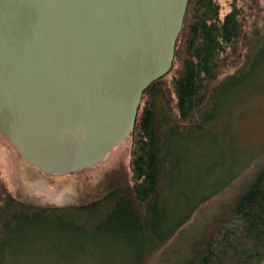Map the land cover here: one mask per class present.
<instances>
[{"label":"trees","instance_id":"1","mask_svg":"<svg viewBox=\"0 0 264 264\" xmlns=\"http://www.w3.org/2000/svg\"><path fill=\"white\" fill-rule=\"evenodd\" d=\"M242 4L220 16L217 0H187L170 70L143 90L127 134L129 172L114 174L102 194L37 204L15 196L0 176V258L42 249L49 264L151 260L215 192L191 169L208 151L199 145L213 137L205 126L219 100L240 86L231 79L258 69L264 77V16L258 0ZM183 257L181 264H264V160L191 237Z\"/></svg>","mask_w":264,"mask_h":264},{"label":"water","instance_id":"2","mask_svg":"<svg viewBox=\"0 0 264 264\" xmlns=\"http://www.w3.org/2000/svg\"><path fill=\"white\" fill-rule=\"evenodd\" d=\"M187 0H0V131L43 173L92 167L171 67Z\"/></svg>","mask_w":264,"mask_h":264},{"label":"rangeland","instance_id":"3","mask_svg":"<svg viewBox=\"0 0 264 264\" xmlns=\"http://www.w3.org/2000/svg\"><path fill=\"white\" fill-rule=\"evenodd\" d=\"M217 1L220 16H223L234 2L238 6L243 3L242 6L246 7L250 0ZM257 6L263 17L264 0H258ZM245 10L246 13L249 11ZM253 17L247 15L246 18L251 22ZM259 71H253L252 77L239 74L236 79H231L239 81L236 94L227 100H219L210 122L205 126L211 132L206 134L213 137L209 140L207 136L202 138L204 141L199 146L202 145L203 149L206 147L208 151L196 155L200 166L192 167L191 175L194 177L196 174L197 178L204 179L206 192H215L196 207L190 218L147 264H181L191 237L209 222L220 206L264 160V77ZM170 78L171 73L167 75V79ZM192 137H195L194 133ZM131 145L132 138L126 136L92 167L49 174L26 162L0 131V176L15 196L33 203L64 205L80 198L87 200L102 194L114 174L129 172ZM190 147L192 150L194 145ZM44 250L48 251L46 248ZM43 253L45 251L39 249L30 258L23 259L14 250L7 258L2 255L4 257L0 258V264H49L48 256H44L43 260Z\"/></svg>","mask_w":264,"mask_h":264}]
</instances>
